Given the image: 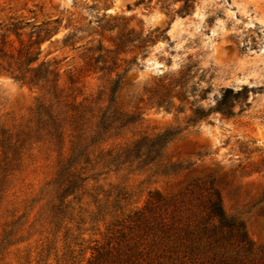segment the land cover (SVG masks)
<instances>
[{"label":"rangeland","instance_id":"1","mask_svg":"<svg viewBox=\"0 0 264 264\" xmlns=\"http://www.w3.org/2000/svg\"><path fill=\"white\" fill-rule=\"evenodd\" d=\"M179 5L0 0L1 18L30 21L24 41L41 25L40 59L69 99H99L121 77L115 105L135 116L66 179L68 133L58 143L36 131L41 91L0 77V264L205 263L216 193L245 223L252 256L264 253V0H195L185 16ZM158 27L165 37L147 41ZM245 86L234 115L215 111L227 88ZM198 108L213 111L190 123ZM166 131L151 162L103 155Z\"/></svg>","mask_w":264,"mask_h":264},{"label":"trees","instance_id":"2","mask_svg":"<svg viewBox=\"0 0 264 264\" xmlns=\"http://www.w3.org/2000/svg\"><path fill=\"white\" fill-rule=\"evenodd\" d=\"M174 3H180L176 10L180 15H188L195 9V0H174ZM29 24L30 21L0 17V77H10L41 91L34 116L36 131L45 132L58 143L63 142L65 133H68L71 151L69 157L61 163L59 175L66 179L77 177V166L82 161L88 163L96 148L113 131L134 122L135 116L119 110L115 105L114 94L122 82L121 77L101 90L99 99L93 98L87 102L69 99L59 87L58 74L51 63L40 59L41 43L45 40L38 31L42 30L41 25H32L31 33L36 34V38L32 40L31 35L27 42L24 41L25 29ZM165 32L166 29L161 30L159 27L151 30L146 36L147 41L156 43L159 38L165 37ZM107 90L108 103L104 104L102 96ZM248 96L249 88L246 86L236 92L227 88L215 111L232 116L235 114V103L241 98L247 101ZM211 111L195 109L189 122L205 118ZM174 134L173 131H166L153 137L143 136L125 148L110 150L103 155L109 158V162L120 164L135 159L144 163L151 162ZM76 182V179H72V186H76ZM209 213L218 220V224L206 231L210 232L211 254L207 262L201 264H264V253L258 258L252 256L253 243L245 223L226 215L219 193L211 202Z\"/></svg>","mask_w":264,"mask_h":264}]
</instances>
